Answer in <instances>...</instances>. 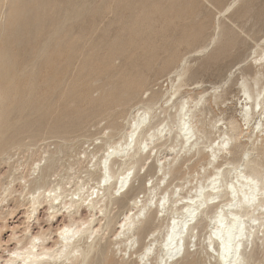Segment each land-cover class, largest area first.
<instances>
[{
    "label": "bare ground",
    "instance_id": "obj_1",
    "mask_svg": "<svg viewBox=\"0 0 264 264\" xmlns=\"http://www.w3.org/2000/svg\"><path fill=\"white\" fill-rule=\"evenodd\" d=\"M161 1H163V0H161ZM1 2H2V0H1ZM34 2H33V4H34ZM95 2H96V0L94 1V4H95ZM98 2H99V0H98ZM116 2H118V1L116 0ZM126 2H128V1H126ZM149 2H150V0H149ZM179 2H180V0H179ZM194 2H196V1H194ZM235 2H237V0H233L230 3V5H228L226 10L231 9V7L233 6V4H235ZM8 3H10V1ZM51 3L53 6V4H54L53 1H51ZM105 3H102V5ZM110 3H112V2H110ZM151 3H152L151 5H155V4H157V1H154ZM197 4H199V3H197ZM47 5L49 8H51L49 6L51 4L47 3ZM47 5H45V6L43 5V6L46 7ZM97 5H98V3H97ZM107 5H109V4H107ZM107 5H105V9H106ZM134 5L136 6V5H140V4L135 3ZM117 6H118V4H117ZM147 6H148V4H147ZM183 6H184V3H183ZM9 7L11 8V6H9ZM125 7H124V9H125ZM127 7H129V6H127ZM140 7L138 6V9H140L139 12L141 11V8L142 9L144 8V7H141V8ZM49 8H47V9H49ZM103 8H104V6H103ZM134 8L136 9V7H134ZM161 8L162 7H160L159 10H156V13L158 11H160ZM52 9H51V11H52L51 16H52V13L54 12ZM124 9H123V11H124ZM135 9H134V12H132V14L135 12H138V9H136L137 11H135ZM104 10H103V12H104ZM110 10H111V8H110ZM121 10H122V8H121ZM181 10H180V12H181ZM33 11L36 12L35 10H33ZM80 11L81 10H79V12ZM84 11H85V9H84ZM106 11L107 10H105L104 13H106ZM66 12H69V11L65 10V13ZM91 12L94 13L93 11H91ZM154 12H155V9H154ZM188 12H190V11H188ZM73 13H74V11H73ZM87 13H88V11H87ZM196 13L198 14L197 11H196ZM47 14L49 15L50 12L49 13L47 12L46 16H48ZM144 14H146V13H144ZM157 14H158L157 18L159 19L160 18L159 15H161L163 17L164 12H162L163 15L161 14V11L158 12ZM166 14H167V12H166ZM35 15H37V17H38L39 14H35ZM68 15H66V16L68 17ZM121 15H122V13H121ZM129 15H130V13H129ZM153 15H155V14H153ZM169 15L167 17H170ZM180 15L182 16V14H180ZM193 15L195 17V13H193L192 16ZM73 16H75V15H73ZM133 16L134 17L137 16L139 18L138 14L136 15V13ZM192 16H190V17H192ZM57 17L58 16L56 14V18ZM83 17H85V15ZM90 17H89V19H90ZM94 17L95 16H93V18ZM102 17L101 18L104 19V16H102ZM144 17H145V15H144ZM184 17H185V15H184ZM56 18H55V20H56ZM108 18H109V16H108ZM122 18H123V16H122ZM153 18H154V16H153ZM89 19H88V23H89ZM91 19H92V17H91ZM119 19H121L120 15H119ZM170 19L172 20L173 18H170ZM185 19H186V17H185ZM192 19H194V18H192ZM109 20H104L105 21L104 23H106V21H109ZM114 20H116V22L118 23L117 19L114 18ZM125 20H128V19H125ZM135 20H136V18H135ZM139 20L137 19V21H139ZM143 20H144V18H143ZM83 21H84V19H83ZM101 21H99V22H101ZM120 21L121 20H119V23H120ZM130 21H132V20H130ZM159 21H160V19H159ZM175 21H176V19H175ZM186 21L187 20L182 21V23L184 24V22H186ZM190 21H191L190 23L194 22V21L192 22V20H190ZM42 22H43V20L41 21V23ZM116 22H113V23H116ZM151 22H153V21H151ZM151 22H150V24H151ZM2 23H3V21H2ZM4 23L6 24V22H4ZM75 23H80L79 25H81L82 22L80 21V22H75ZM119 23H118V25H119ZM121 23H122V21H121ZM121 23L119 26H121ZM129 23H131V22H129ZM196 23H198V22H196ZM86 24H87V22H86ZM122 24H125V23H122ZM146 24H149V23H147V21H146ZM6 25H5V27H6ZM118 25H115V26L117 27ZM126 25H129V24H126ZM61 26H62V24H61ZM63 26H64V24H63ZM72 26L73 25H71V27ZM74 26H75V24H74ZM83 26L86 27V25H84V24H83ZM97 26H99V24ZM146 26H148V25H146ZM159 26H160V24H159ZM177 26H179V25H177ZM187 26H185L184 29L188 28ZM189 26H191V25H189ZM183 27L179 29L180 32L182 31L181 29H183ZM199 27H201V26H199ZM2 28H0V29L2 30ZM68 28H66V29H68ZM89 28L92 29L91 26ZM89 28L87 27L86 29L88 30ZM94 28L96 29L97 27H94ZM94 28L92 29V33H94L93 32ZM111 28H113V27H111ZM121 28H117V29H121ZM124 28H123V30L125 32L126 29H124ZM61 29L59 31V28H57L54 31L49 26V28H47L46 32H44V33H43V31H44L43 29L42 30L39 29V33L35 36L33 41H31L32 39H27V41H25L28 44L29 43L32 45L34 44L35 46H37V44L41 45V48H39V49H41V53H40L41 58L38 62H36V69L35 68L34 69H28V65H32V66H35V65H33L34 59L33 60L30 59V57L28 56L29 53L26 51L23 54L24 56L19 54V55L23 56L22 57L23 60L20 57L21 61H19L17 65L12 66V64H10L9 66H11V67L6 66V68L3 67L1 62H2V60L4 61L6 58H7L6 61H8L9 56H3L5 58L0 56V69L2 68V71H4V68H5L7 73H11V72L20 73L19 74L20 77L17 78L19 81H14V82H18V83H14L13 81L11 82L8 77L3 78V81L1 79L2 82L0 81V116H1L0 119H2V117L5 114L7 115L10 113L9 115H11V112L8 109L9 108L8 106L10 104H12L13 106H16V107L27 108L26 113H25L26 109L25 110L22 109V110H24L23 111L24 114L21 113L23 115H20V116L17 115V116H19V119L21 120V123L19 121L20 125L18 126V124H17L18 127L11 130L10 129L11 124L9 123V121H7V122L5 121L8 125L9 124L10 125L9 126L7 125L9 127V128L7 127V131H6L5 126L3 128V130H5V131H2V128H1V131H2V132H0L1 133V135H0V152L1 153L11 142L17 141V139L19 138V134L21 132H23L25 129H29L31 132L32 127L35 124H37V123L39 125L42 124L41 121H42V118L44 117L45 114H40V116H37L36 114L39 113L40 111H42L41 110L42 105H43L44 101L47 100V98L44 97V95H45L44 93H46L45 91H47L48 88H50L53 92H55V94H57V96L59 94L58 92L62 91V93H63L64 90H65V92H68L69 94L68 93H65L66 95L62 94V95H65V97L62 96L61 100L65 99L67 95H69V97L72 96L73 98L68 97L69 99H66V103H69V105L71 103L75 104L76 102L79 103V105H80V103L83 101V100H80L81 102L80 101L78 102V100L76 101V99L79 98L78 94L76 95L77 98L75 97V99H74L73 93L75 94V93L82 90L79 86H76V84L77 83H78V85L80 84L79 81L77 82V80H79L78 77H80L81 73L84 71V69H85L84 66H83L84 69L79 68L82 70V71L81 70L79 71L78 69L77 70L74 69L73 68L74 66L72 67V65H71L72 69H74V72H75V70L77 71L75 73L76 75L73 74L74 75L73 76L72 74H70L74 78L72 77V79L68 81L69 78L67 79V77H66V79H67L66 81H68V82L65 81L66 84H62V82H63L62 78H64L63 74H64L65 70L67 71V69H68L67 64L69 63V61L70 62L71 61L76 62V61L70 60V59H73V58L75 59V57H74L75 53L72 56V53L74 52V49H72V48L75 47L77 49V47L74 44L75 41H72V39L70 38L71 37V32H70L71 28H70V30H66V31L65 30L61 31ZM115 29H113V30H115ZM133 29H131L132 31L131 30L130 31L134 32ZM154 29H155V27L153 26V30L152 29L151 30L154 31ZM184 29H183L184 32L187 31V29L186 30H184ZM80 30H82V27ZM80 30H79V32H80ZM161 30H163V28H161L160 31ZM105 31H106V29H105ZM130 31H129V34L130 35L133 34V33H130ZM167 31H166V33H167ZM173 31L174 30H172V28H171V32H173ZM177 31H178V28H177ZM188 31H189V28H188ZM72 32L74 33L75 31H72ZM88 32H90V31H88ZM88 32L86 31L85 33H87L88 35L89 34L91 35V32L90 33H88ZM101 32H102V28H101ZM115 32H117V30ZM118 32H120V33H118ZM118 32L117 33L120 36L121 31L118 30ZM155 32L158 33L159 31L156 30V31H154V33ZM154 33L152 32L151 34H154ZM188 33H190V32H188ZM81 34L82 33L80 32V35ZM118 34H116L114 36H117ZM136 34L135 35L133 34V35L138 37V35H136ZM140 34H142V33L140 32ZM181 34H182V32L179 35H181ZM77 35L78 34H76V36ZM88 35H86V36L84 35V36L87 37ZM130 35H127V36H130ZM146 35L149 36L148 34H146ZM167 35L169 37H171V39L174 42H176L175 44H178L177 41H175L176 39L172 38L171 34H170L171 36L169 34H167ZM73 36L75 37V34ZM157 36H159V35L157 34ZM185 36H186V34H185ZM185 36H183V37H185ZM196 36H198V35L196 34ZM199 36H201V35H199ZM93 37L94 36H92V39H93ZM112 37H111V39H112ZM121 37H122V34H121ZM144 37H146V36H144ZM144 37L141 39V36H140L141 41L144 39ZM154 37L156 38V36H154ZM27 38H29V37H27ZM89 38H91V36ZM96 38L98 39V37H96ZM129 38L130 37H128V39ZM132 38H134V37H132ZM164 38H166V37H163V39ZM233 38H234V36H233ZM233 38H232V40H233ZM75 39H76V37H75ZM75 39H73V40H75ZM77 39H78V37H77ZM79 39H83V38L79 37ZM117 39H118V37H117ZM128 39H126V40H128ZM167 39H169V38H167ZM87 40H89L88 37H87ZM129 40H131V42H133V39H129ZM190 40H191V38H190ZM78 41L80 43V40H78ZM90 41H91V39H90ZM102 41H104V40L102 39ZM102 41H101V43H103ZM137 41H139V40L137 39ZM137 41H135V42H137ZM141 41L139 44L142 46V43H144V42L141 43ZM166 41H165V44H167ZM10 42L13 43V41H10ZM92 42H90V43H92ZM124 42L126 43V41H124ZM169 42L170 41H168V43ZM53 43H54V46H53V48H51ZM77 43L78 42H76V44ZM86 43L89 44L88 41L85 42V44ZM101 43H99V44H101ZM104 43H105V41H104ZM111 44H113V43L111 42ZM133 44H134V42H133ZM148 44L149 43H147L146 47H148ZM150 44L153 45L152 42ZM150 44H149V47L151 46V49H150L151 53H149V55L151 54L150 57H152V55H154V53H152V49L154 50L153 52H157V50H155L156 47L153 48L154 45L152 46ZM96 45H98V44H95L94 46H96ZM134 45H137V44H134ZM134 45L132 46V48L134 47ZM143 45H145V44H143ZM91 46H92V44L89 45V47H91ZM141 46L138 45L139 48ZM176 46L177 45H174V47H176ZM32 47H34V46H32ZM49 47H50V50H48L46 52L47 48H49ZM85 47L87 48V46H85ZM85 47H84V49H86ZM97 47L96 48L94 47L95 51H97ZM102 47L104 49V46H102ZM106 47H105L106 53H108V51H109L110 52L109 55H111V52L113 53V51H110V50H113V49L110 48V50H106ZM109 47H111V46L109 45ZM109 47H107V49H109ZM117 48H118V45H117ZM117 48H115V51ZM127 48H129V50H130V47H127ZM11 49H12V46H11ZM124 49H125V47H124ZM135 49L138 50L137 48H135ZM145 49H148V48H145ZM157 49L163 50V46H162V48H157ZM34 50L32 53H34ZM160 50L158 51V53L161 52ZM164 50H168V48L164 49ZM75 51L79 52L78 49ZM80 51H82L81 48H80ZM91 51L94 52L93 50H91ZM142 51H144V50H142ZM21 52H22V50H21ZM92 52H90V53L93 54ZM64 53L69 54L67 56V58L64 57ZM90 53L88 52V54H86V58H87V55H90ZM94 53L96 54V52H94ZM98 53H99V51H98ZM127 53H126V56H127ZM133 53H134V50H133ZM136 53L138 54L139 51L138 52L136 51ZM140 53L142 54V52H140ZM144 53H146V52H144ZM164 53L165 52H163L161 56H164ZM167 53L168 52H166V55H167ZM172 53H168V54H170L168 56H171ZM13 54L14 53H12V57H13ZM15 54H17V53H15ZM101 54H103V58H104L105 54L103 52ZM134 54H132V55H134ZM141 54H139L140 56L138 55L140 58L142 56L146 55V54H144V55L142 54V56H141ZM159 54H161V53H159ZM176 54H178V53H176ZM109 55L106 54V57ZM35 56H34V58H35ZM65 56H66V54H65ZM75 56H76V54H75ZM94 56L95 55H93L92 58ZM113 56L114 55H112V58H113ZM134 56H133V58L131 57L132 60L136 58ZM161 56H157V57H161ZM26 57H27V59H26ZM63 57L65 58V60L67 59L68 63H67V61L64 62L65 60H63ZM97 57L99 59V56H97ZM106 57H105V59H106ZM110 57H107V59L109 60ZM127 57H129V59H131L130 56H127ZM176 57H178V56H176ZM176 57L174 58V61H175ZM13 58H15V57H13ZM89 58L90 59H88V58L87 59L90 62L91 57H89ZM147 58H148V60L150 59L149 56L146 57V59ZM162 58H164V57H161L158 59L160 60ZM169 58H171V57H169ZM169 58H167V56H166L164 58V62H165V59H169ZM76 59L77 60L79 59V55H78V58H76ZM95 59L97 60V58H95ZM101 59L102 58L100 57V61H101ZM153 60H155V59H153ZM172 60H173V57L171 59V62L173 63ZM93 61L95 62L94 58H93ZM93 61H92V63H93ZM121 61H123V59ZM121 61H118L119 63L117 62V64L123 65L124 62H126V60H124L123 64H121ZM128 61L129 60H127V62ZM143 61H144L143 62L144 65L141 67H146V69H143V70L139 69L140 72L137 71L138 73H136V74L133 71L135 75H131L132 71L131 72L129 71V70H131V69H129L130 67L129 68L127 67L129 69V70H127V72L129 71L128 74L131 73V74H129V76H126L124 71H123L124 73H122V71H118V70H117L118 72L115 74H109L110 77L108 78V80L111 83L114 80L113 78H119L118 80H120V78L123 77V80H124V82L122 81L123 84H117L114 80L115 83H113V85H110L111 88H116L115 94L113 92L112 93L114 94L113 97H116V99H118V102L116 101L117 104H120V106H122L123 104L131 103V105L133 104V107H132V110L130 111V114L128 112L129 116L126 118L123 117L124 122H123V124H121L122 126L119 128V130L118 131L115 130L117 132L116 133L117 136H115V134L110 133L113 130L112 131L109 130V131L105 132L102 136H100L99 137L100 139L95 138V140H97L96 142L94 140L95 143H97V142H98V144L102 143L100 146H97L95 148V150H93V148H92L91 151L88 150L90 148L89 147L87 149L89 152L85 151V159L88 161V164L92 163V167H86V172H87L86 176H88L87 179H82L83 178V176H82V178H80L77 182H75V184L73 183L74 184L73 186H75V187L70 188V189H67L62 183H59V182L56 183L54 186H50L49 184H51V179H50V175L48 174V168L50 167V165L47 168V174L45 172H43V166L44 165L43 166L40 165L41 161H39V162H37L31 166L30 175H33L36 173V175L34 177L32 176V178L34 179L33 181H35V183H36V187L33 190L30 189V191L27 192V194H28L27 197H25L26 195L23 196L24 197L23 201L25 203L22 202V205L26 207V211H27L25 213L26 218H27V220H26L27 222L25 223L26 226L24 227V232H23L22 236L14 235V240L16 239L18 245L15 246V248H13V249H7V257L4 259H3V257L2 258L0 257L1 259H3L2 260L3 262L1 264H89L91 262L93 264H113V262L116 263L114 261V257L116 255L121 256L120 259L122 258L121 260L123 261V263H125V259H129L132 255V256H134L133 261H135V258H136L135 264H198L199 261H198V258H196V257H197V254L199 253L200 250L204 252V257H203L204 260L201 259V261H202L201 264H208L207 260H209V263L211 264L212 258L214 259L216 264H260V263L264 264V257L263 258L261 257L262 258L261 259L259 256L260 253L264 254V166H261L257 162V158L259 157V153H257L256 156H254V155H251V153L249 151H244V152H242V155H241V163L234 164L231 162H227V164H231L232 166L231 167L228 166V168H224V169L222 168V164L221 165L214 164L216 161H218V159L221 157V155L224 152L231 153L233 151L232 149L236 148L238 146L237 143L241 139L242 135H240V133L238 131L239 129H237V125H236V122L234 121V119L232 120V118H231V120L228 121V123L230 125L231 132L230 133H228V132L224 133L223 132L224 133L223 137L221 134V136H220L221 140L219 138V143H218V145L216 144L217 146L213 147L212 152H210V150H206L207 146L204 145V139L208 137V133H207L208 131H206L203 127L205 124V120L203 118H200L204 112L203 104L201 106L199 104L200 100L199 101L195 100L192 98V96L190 94L188 95L186 92H184V86L186 84H184V81H182V80H184L182 77L186 73L185 65H182L181 68L177 69L175 72L171 71V73L173 72L174 74H176L177 77L175 78V80L171 81V86H170L171 88L169 90L167 89L168 91H165V92H167L166 93L167 96L164 95L165 93L163 95H160V94H157L155 92H150L148 94V96L146 98H144L141 92L145 91V90H142V88L146 89V86L144 87V85H146V77H148L146 70H148L149 68L151 69L152 63H151V60H149V61L143 60ZM160 61L162 62V60H160ZM160 61H158V63H161ZM168 61H170V59ZM8 62H10V60ZM8 62H4L5 65ZM73 62H71V63H73ZM255 62H256V64L258 63V66L261 65L262 69L261 70L259 69V71H257L255 77L253 78V83H254V85L257 86L256 88H254V86H251L248 83L247 78H243V80L241 82V90L243 91V94L245 95L244 103L242 105L241 115H242V119L247 124L250 123L253 119H256V117H257L258 120H256V122L253 126V131L257 128L259 129V127H262L261 130L264 131V85H263L264 81H263V84L260 85V81L264 77V62L262 61V58L255 59ZM12 63H13V61H12ZM85 63H87V62H85ZM104 63H105V61H104ZM128 63H130V62H128ZM131 63H132V61H131ZM165 63H163V64L161 63L160 65H164ZM34 64H35V62H34ZM87 64L89 65V63H87ZM99 64H102V63L100 62ZM107 64L108 65H106V64H104V65L107 66L108 68H109V66L112 67L114 64V61L111 62V60H109V63L107 62ZM169 64H170V62H169ZM82 65L83 64L81 62L79 67H81ZM90 65H93V64H90ZM118 65H116V66L118 67ZM134 65H135V63H134ZM154 65L157 66L158 64L154 63ZM167 65H168V63H166V66L165 65L164 66L168 67ZM69 66H70V63H69ZM97 67H100V66L97 65L96 69H93V72L95 70H97L98 72H101V73L105 72V70L99 71L97 69ZM136 67H138V65ZM30 68H33V67H30ZM108 68L105 67L104 69H108ZM116 68L114 65L115 70H113V72L116 71ZM120 68H122V67H119V69ZM125 68H126V66H125ZM125 68L123 67V69H125ZM153 68L156 70V68L159 69L160 67L159 68L153 67ZM162 68L164 69V67H161V69ZM72 69H70V70L72 71ZM132 69H134V68H132ZM70 70L68 69V71H70ZM111 70H112V68H111ZM153 72H154V70H153ZM89 73L85 74L86 75L84 77L85 79L87 76L90 75ZM107 73L108 72L106 71V74ZM94 74L95 73H93V75ZM122 74H123V76H122ZM99 75H101V74H99ZM154 75H155V73H154ZM4 76L5 75H3V77ZM82 76H84V75H81V77ZM91 76H92V73H91L90 77ZM95 76H97V74ZM103 76H105V75H103ZM103 76H101V77H103ZM0 77H2V75H0ZM90 77H87V78L89 79ZM97 77H99V79L101 80L100 76H97ZM10 78H11V74H10ZM82 79H83V77H82ZM95 80L97 81V79H95ZM95 80H94V82H95ZM104 80L106 81V78ZM104 80L102 79V81H104ZM84 81L86 82V80H84ZM80 82H81V78H80ZM88 83L90 84V80H89V82H87L88 88H86L84 86V88L88 92H86V90L83 89L85 91L84 92L85 97H87V95H89L91 92L90 91L91 88H89L90 86L88 85ZM92 83H93V81H92ZM92 83H91V85H92ZM98 83H95V84H98ZM83 84H81V86H83ZM85 85H86V83H85ZM99 85L102 86V84H99ZM99 85H97V86H99ZM106 86H108V84ZM76 87H77L78 91L74 90V92H73V89H76ZM95 87H93V88H95ZM33 88L39 89V91L34 95L31 94V92H30L31 90H33ZM79 88H80V90H79ZM45 89H47V90H45ZM83 90H82V93H80V94H83ZM97 90L99 92V89H97ZM75 91H77V92H75ZM103 91H104V88L102 90V93H103ZM107 91L108 90H105V93ZM216 91H217V89H216ZM93 92H94V90H93ZM112 93H110V94L108 93V95H110V97H111ZM51 94H53V93L52 92L49 93V95H51ZM80 94H79V96H80ZM49 95H46V96L48 97ZM205 95H207V94H205ZM92 96H90L91 99H93L95 97L94 96L92 98ZM98 96H99V98L100 97L104 98L105 95L101 96L98 94L97 98H98ZM164 96L166 98H164ZM49 97H48V100L50 101ZM60 97H61V93H60ZM60 97H58V98H60ZM80 97H83V95H81ZM85 97L80 98V99H86ZM110 97L108 96V98H110ZM105 98H107V97H105ZM112 98L110 99V101H112ZM216 98H219V96L216 95ZM216 98H215V100H216ZM52 99H53V97H52ZM94 99H96V97ZM59 101H60V99H59ZM84 101H86V100H84ZM92 101L93 100L89 101V99H87V102H92ZM96 101H95V104H96ZM99 101H101V100L99 99ZM102 101H103V99H102ZM107 101H109V100L107 99ZM87 102H86V104H87ZM61 103H62L61 105H60V103H58V104L60 106H63L64 103L63 102H61ZM77 103H76V105H78ZM82 103H84V102H82ZM104 103H106V100L104 101ZM198 104L201 107H199ZM51 105H55V104H51ZM69 105H68V108L70 109ZM76 105L72 104V109H73V106L75 107L74 111L72 110L69 113H66V111H64L65 113H63V114L62 113L60 114V112L58 111L59 114H57V115L53 114L52 115V116L55 115V117H54L55 122H54V125H52V127H51V130L53 132H62V133L67 132V133H69V131H72V130H77V129L79 130L85 125L86 122H88L87 118H89L92 114L96 115L95 113L96 112L99 113V111H100V110L96 111L97 109L94 108V109H91L90 112H86L83 110L82 107H80L78 105L80 107V109H79ZM100 105H102V103ZM128 105H130V104H128ZM13 106H10V107L12 108ZM66 106L62 107V109L66 108ZM96 106L99 108V105H96ZM102 106L106 110V107L104 106V104ZM86 107H87V105H86ZM51 108H52L51 110L54 111L53 109L55 107H51ZM57 108H58V110H61V109H59V107H56V109ZM68 108H66V109H68ZM109 108H111V106H109ZM56 109H55V111H56ZM52 111H50V112L52 113ZM19 112L20 111L18 110V112H16V113H19ZM55 113H57V112H55ZM101 114H99V115H101ZM34 115L36 117H33ZM11 119H12V117H11ZM16 119H18V117L13 119V120H16ZM9 120H10V117H9ZM17 122H18V120H17ZM199 122H200L201 127L198 126ZM47 123H48V121H47ZM52 123H53V121H52ZM86 124H88V123H86ZM1 125H6V124H1ZM49 125L51 126V124H49ZM211 125L212 126H210V127H216V121L211 122ZM45 126L47 128V124ZM37 129H41V128H37ZM43 130H45V129H43ZM261 130H260V132H261ZM38 134H40V133H38ZM251 138H252V136L249 137V139H251ZM88 142H90V141H88ZM94 142H93V144H94ZM207 142H208V140H207ZM13 146H15V145H13ZM11 147H12V145H11ZM164 147L169 148V152H167V153L165 152L166 154H164L163 150H162ZM208 147H209V145H208ZM7 149H8V147H7ZM6 151H4V152H6ZM167 151H168V149H167ZM206 151L209 152L208 164L209 165L214 164L212 167L213 171H211L210 174L202 176L200 178V181L197 180L198 183L196 182L197 184L194 185L192 189L187 191V193H182L183 189L185 188V184H184V182L180 183V184L179 183L174 184V179H175L174 176L176 174L182 172V167L185 164L184 162L188 160L187 156H189V154L194 152V154L197 155V154H202L203 152H206ZM4 154H6V153H4ZM4 154H0V155H4ZM154 157L157 158L156 175H158L160 177H157L158 180L156 182L152 181L150 186H148L146 184H145V186L143 185L145 188H147V191H148V193L146 195L147 197L144 198L145 195H142L138 192V190H140V187H136L133 189L132 184L140 172L139 168L144 169V167L146 165H148V164L152 165L153 164L152 158H154ZM11 158L12 157L10 155H8L6 157V160L7 159L10 160ZM49 160H50L49 158L48 159L46 158L45 163L47 164L49 162ZM24 168L25 167H22L20 169H24ZM44 168H46V167H44ZM72 168L73 167H71V169ZM17 169H19V168L16 167V170ZM95 173L97 174L96 177L94 176ZM21 179H23V181H25V183L31 182L28 179H26V176L23 174L21 175ZM68 182H69V184L72 183L71 181H68ZM186 182L188 184L191 181L187 180ZM143 186H142V188H144ZM23 188L25 189L26 186L24 185ZM142 188H141V190H142ZM3 189H4V192H6V196H7V194L11 195L14 192L13 187L7 186L6 188L4 187ZM131 191H133L134 194L131 195L132 197H129L130 198L129 208L123 213L121 218H119L118 220L115 221L114 218L111 216L112 205L116 201H118L120 199H124ZM23 192H24V190H23ZM21 195H23V194H21ZM83 206L88 211V214L86 217H84L82 212L80 211V208H82ZM42 207L47 208V210H46L47 215H48L47 222H49V224H51L54 220H56L57 217L60 216L63 212L67 213L68 222L64 223L62 226H60L56 230L55 235H57L58 238L53 245H49L47 243L50 234H48V236H47V233L46 232L44 233L42 231L40 234H32L31 233L33 221L35 219H37L38 210H39V208H42ZM3 208L4 207L2 205H0V210H3ZM160 214L162 215V217L163 216L169 217V220H168L167 224L163 228H161L160 231L158 232L157 229H150V226L154 223V221L159 217ZM0 216H2V215H0ZM114 222H115L116 230L113 232V237H115L114 243H115V245H117V247H115L116 251L114 250L115 254L113 253L114 257H112V256L108 255V252L105 251L104 247H102V245H104V244L101 245V243L104 239L108 240L107 238L110 237L109 235H110L111 230H112L111 227H112V224ZM159 223H161V221H159ZM200 226H201V228H200ZM205 230H206V233L204 234ZM145 232L148 233L145 237L146 243L143 246H141V243L144 241V240L142 241L141 235H144ZM49 233H52L51 229H49ZM191 244H193V247H194L193 249H191ZM106 245H108V244H106ZM140 246H141V248H140ZM133 250H135L134 253H133ZM127 255H128V257H126ZM199 264H200V262H199Z\"/></svg>",
    "mask_w": 264,
    "mask_h": 264
},
{
    "label": "rangeland",
    "instance_id": "obj_2",
    "mask_svg": "<svg viewBox=\"0 0 264 264\" xmlns=\"http://www.w3.org/2000/svg\"><path fill=\"white\" fill-rule=\"evenodd\" d=\"M9 1H10V3H8ZM34 1L35 0H18V1L17 0H2V2H1V0H0V28L3 27L2 30L0 29V31H1L0 32L1 33L0 34V56H2V57L3 56H9L8 61L10 60V62H8V61H6V59H7L6 58L4 61L2 60L1 64L5 68H6V66L11 67V66H9L10 64H12V66L17 65L18 62L21 61L20 57L23 60L22 57L24 56L23 54L26 51L29 53L28 56L30 57V59H32V60L34 59L33 65H35V66L28 65V69H34V68L36 69V62H38L41 58V54H40L41 49H39V48H41V45L37 44V46H35L34 44L33 45L30 43L28 44L25 41H27V39H32L31 41H33L35 36L39 33V29L40 30L43 29L44 30L43 33H44V32H46L47 28H49V26L54 31L57 28H59V31L61 28H62L61 31L62 30H65V31L70 30V28H71V30H70L71 37L70 38L72 39V41H75L74 44L76 45L79 52L75 51V50H77L75 47L72 48V49H74L72 56L74 53L76 54V56L74 54L75 59L73 58L70 60H74L76 62L71 61V62H73V63H71L69 61L70 66H69L67 59L65 60V58H67V56L69 54L64 53L65 58L63 57V60H65L64 62L67 61V63H68L67 68L69 70L72 69V67L74 66L73 67L74 69H76V70L78 69L80 71L81 69H79V68H83V66H84V68H85V69L83 68L84 71L85 70L87 71V72L83 71L81 73V75H84V76H82L83 79H82L81 75H80V77H78L79 80H77V82L79 81L80 84L78 85V83H77L76 86H79L82 90L83 89L86 90L84 88V86L86 88H88L87 82H89V80H90V84L88 83V85L90 86L89 88L92 89L93 87L96 86L92 90L90 89L91 92L89 91L90 94L88 93L89 95H87V97H85V95H84V92H85L84 90H83V94H80V93H82V90L77 92L78 89L76 87V89H73V92H74V90H77V91H75L77 93H75V94L73 93L74 99H75V97L77 98L76 95L78 94L79 98H77L76 101L78 100V102H79L80 100H83L82 102H84V103H82L81 101H80L81 102L80 105H79V103H77V102L76 103L80 107H82L83 110L86 112H90L91 109H94V108L97 109L96 111H98V110H100V111H99V113L96 112L95 113L96 115L92 114L89 118H87L88 122H86V123H88V124L85 123V125L81 129H79V130L77 129L78 131L72 130V131H69V133H67V132H65V133L53 132L51 130V127H52V125H54L55 115L54 116H52V115L53 114H56V115L59 114L58 111L60 112V114L65 113L64 111H66V113H69L72 110L74 111L75 107L73 106V109H72V104L76 105V103L75 104L71 103L70 105H69V103H66V99H69L70 97H72V96L69 97V95H67L65 99L61 100L62 96L65 97V95H66L65 93H68V92H65V90L63 93H62V91L58 92L59 94L57 96V94H55V92H53L50 88H48V90L45 89L47 91L44 90L46 93H44L45 95L44 94L43 95H44V97L47 98V100H45L43 105H42V109H41L42 111H40L39 113L36 114L37 116H40V114H45L44 117L42 118V121H41L42 124L41 125H39L38 123L35 124L32 127L31 132L29 129H25L23 132H21L19 134V138L17 139V141L11 142L7 146L8 149L6 147L2 151V153L0 152V154L6 153L4 155H0V197H1L0 198L1 199L0 205H2L4 207L3 210H0V215H2V216H0V257L1 258L3 257V259H4L7 257V249H13V248H15V246L18 245L16 239L14 240V235L22 236V234L24 232V227L26 226L25 223L27 222L26 221L27 218H26L25 213L27 211H26V207L22 205V202H24L23 196L26 195L25 197H27L28 196L27 192L30 191V189L33 190L36 187V183H35V181H33L34 179L32 178V176L34 177L36 175V173L33 175H30L31 166L34 165L35 163L41 161L40 165H42V166L44 165L43 166V172H45L47 174V168L50 165V167L48 168V174L50 175V179H51V184H49L50 186H54L56 183L59 182V183H62L67 189H70V188L75 187L73 185L80 178H82V176H83L82 179H87L88 176H86L87 175L86 167H92V163L88 164V161L85 159V151L86 152L88 150L91 151L92 148H93V150H95V148L97 146H100L102 143H100V144H98V142L95 143L97 141V140H95V138H99L105 132H107L109 130L110 131L113 130L110 133L115 134V136H117L116 131L119 130V128L122 126L121 124H123V122H124L123 117H125V118L128 117L130 114V111L132 110V107H133V104L131 105V103L123 104L122 106H120V104H117L118 99H116V97H113L115 94L116 88H111L110 85H113V83H115V82L117 84H123L124 80H123V77H121L120 80H118L119 78H113L115 80V82L113 80V82L111 83L108 80V78L110 77L109 74H115L118 71H122V73L125 72L126 76H129V74H131V73H132L131 75H135L136 73L140 72L139 69H141V70L146 69V67H141L144 65L143 60H146V61L151 60V63H152L151 69L149 68L148 70H146L147 76L149 78L146 77V85H144V87L146 86V89L142 88V90H145V91L141 92L144 98H146L150 92H155V93L160 94V95H163L165 93L164 95L167 96L166 95L167 92H165V91H168L171 88L170 87L171 81L175 80V78L177 77L176 74H174L173 72L171 73V71L175 72L177 69L181 68L182 65H185L186 73L182 77L184 79L182 81H184V84H186L184 86V92H186L188 95L190 94L193 99L198 100V101L200 100L199 104L201 106L203 104L204 112L200 118H203L205 120V124L203 127L206 131H208L207 132L208 137L204 139V145L207 146L206 150H210V152H212L213 147L218 145L219 138L221 140V137H220L221 134L223 137L224 136L223 134L225 132H228V133L231 132L230 125H229L228 121L231 120V118H232V120L234 119V121L236 122V125H237V129H239L238 131H239L240 135H242L241 139L237 143L238 146L236 148H233L232 149L233 151L231 153L224 152L221 155V157L218 159V161H216L214 164H217V165L222 164L223 169L228 168V166L231 167L232 165L227 164V162H231L234 164L241 163L242 152L249 151L251 153V155H254V156H256L257 153H259V157L257 158V162L261 166H264V131L261 130L262 127H259V129L257 128L258 130L255 129L253 131V126H254L256 120H258L257 117H256V119H253L250 123H248L249 124L248 125L242 119V115H241L242 105H243L244 99H245V95L243 94V91L241 90V82H242L243 78H247L248 83L251 86H254V88H256L257 86L254 85L253 78L255 77L257 71H259V69L261 70L262 67H261V65H259L261 67L260 68L258 66V63L256 64L255 59L262 58V61L264 62V0H237V2H235V4H233L231 9H229V10H226V8L228 7V5H230V3L233 0H198L199 2L197 0H180L181 3L179 2V0H171V1L170 0H163V1H161V0H150V2H149V0H136V1L135 0H126L128 2H126L125 0H117L118 2H116V0H112V1L111 0L110 1L109 0H99V2H98V0H96L98 5L96 2L94 4L95 0H48V1L47 0H36L35 2ZM51 1H53V3H54L53 6H52ZM154 1H157V4L151 5L152 4L151 2H154ZM194 1H196V2H194ZM33 2H34V4H33ZM110 2H112V3H110ZM47 3L51 4V5H49L51 8L48 7ZM102 3H105V4L102 5ZM135 3H137V4L139 3L140 5L135 6L134 5ZM183 3H184V6H183ZM197 3H199V4H197ZM107 4H109V5H107ZM117 4H118V6H117ZM147 4H148V6H147ZM43 5L44 6L47 5V6L44 7ZM105 5H107L106 9H105ZM9 6H11V8ZM103 6H104V8H103ZM127 6H129V7H127ZM138 6L144 7L143 9L140 7L142 12L141 11L139 12L140 9H138ZM124 7H125V9H124ZM134 7H136V9H138V12H135V13H136V15L138 14L139 18L137 16L136 17L133 16V15H135V13L132 14V12H134V9H135ZM160 7H162L160 10L161 14H162V12H164V15L162 14L163 17L161 15H159L160 16V18H159L160 21H159V19L157 18L158 17L157 13L160 11H158L156 13V10H159ZM47 8H49V9H47ZM110 8H111V10H110ZM121 8H122V10H121ZM51 9L54 11L52 13V16H51V12H52ZM84 9H85V11H84ZM104 9L107 10L106 13L108 15L106 13H104L105 12ZM123 9H124V11H123ZM136 9H135V11H137ZM154 9H155V12H154ZM33 10H35L37 13L34 12ZM65 10L69 11V12L65 13ZM79 10H81V11L79 12ZM103 10H104V12H103ZM180 10H181V12H180ZM44 11L46 13L50 12V14L49 15L47 14L48 16H46V13ZM73 11H74V13H73ZM87 11H88V13H87ZM91 11H93L94 13H92ZM188 11H190V12H188ZM196 11L198 12V14L196 13ZM166 12L168 15L170 14L169 15L170 17H167L168 15L166 14ZM121 13H122V15H121ZM129 13H130V15H129ZM144 13H146V14H144ZM193 13H195V17H194V15L192 16ZM35 14H39L38 17ZM56 14L58 16L57 18H56ZM118 14L120 15L121 19H119ZM153 14H155L156 16ZM180 14H182V16ZM66 15H68V17ZM73 15H75L76 17ZM84 15H85V17H83ZM144 15H145V17H144ZM184 15H185L186 19H185ZM189 15L192 17H190ZM90 16L92 17V19ZM93 16H95V17L93 18ZM102 16H104V19H102L103 18ZM108 16H109V18H108ZM122 16H123V18H122ZM153 16H154V18H153ZM89 17H90V19H89ZM55 18H56V20H55ZM114 18L118 20V23H119V20H121L122 23H125V24H122L120 21L121 26H119L120 23L118 25V23L116 22V20H114ZM135 18H136V20H135ZM143 18H144V20H143ZM170 18H173V19L171 20ZM192 18H194V19H192ZM83 19H84V21H83ZM88 19H89V23H88ZM125 19H128L129 21L125 20ZM137 19L138 20L140 19V20L137 21ZM175 19H176V21H175ZM180 19L182 21H185V20H187V21L184 22V24H183ZM42 20H43V22L41 23ZM98 20L99 21L102 20L103 22L102 21L99 22ZM104 20H109V21H106V23H104L105 22ZM130 20H132L133 22ZM145 20L149 24H146ZM190 20H192V22L193 21L194 22L190 23L191 22ZM2 21H3V23H2ZM80 21L82 22L81 23L82 26L79 25L80 23H75V22H80ZM85 21L87 22V24ZM151 21H153V22H151ZM4 22H6V24L7 23L8 24L6 25ZM113 22H116V23H113ZM129 22H131V23H129ZM150 22H151V24H150ZM196 22H198V23L200 22L201 24L199 23L200 24L199 25ZM61 24H62V26H61ZM63 24H64V26H63ZM74 24H75V26H74ZM83 24L86 25V27L83 26ZM98 24H99V26H97ZM126 24H129L130 26L126 25ZM143 24L144 25L146 24L148 26H146V25L144 26ZM159 24H160V26H159ZM5 25H6V27H5ZM71 25H73V26L71 27ZM115 25H118V26L116 27ZM177 25H179L180 27ZM189 25H191V26H189ZM90 26L92 27V29L94 27H97L96 29L94 28V30H93L94 33H92V29L89 28ZM153 26L155 27V29L157 31H159L158 33L157 32L154 33V31H156L155 29H154V31H152ZM185 26H187L189 28V31H188V28H186L187 31H185V32L183 31ZM199 26H201V27H199ZM76 27L77 28L79 27L80 29L82 27V30H80L79 28L77 29ZM87 27L89 28L88 30L86 29ZM111 27H113V28H111ZM182 27H183V29H181L182 30L181 32H182V34L183 33L184 34L179 35L181 33L179 29ZM66 28H68V29H66ZM101 28H102V32H101ZM117 28H121V29H117ZM123 28L126 29L125 32H124ZM128 28L129 29L134 28L135 30L133 29L134 32H131L132 30L130 29L131 30L130 31ZM161 28H163V30L160 31ZM171 28H172V30H174L173 32H171ZM177 28H178V31H177ZM105 29H106V31H105ZM113 29H115V30H113ZM186 29H184V30H186ZM79 30L82 33L81 35H80ZM116 30H117V32H118V30L121 31L122 37H121V34H120V36L118 34L120 32H118V33L115 32ZM72 31H75V32L73 33ZM86 31L87 32L90 31L91 35L90 34L88 35L87 33H85ZM129 31H130V33H133L134 35L137 33L136 35H138L139 38L134 36L133 34L130 35ZM166 31H167V33H166ZM90 32H88V33H90ZM140 32L142 34H140ZM152 32L154 34H151ZM188 32H190L191 34ZM74 34H75L76 39L73 36ZM76 34H78V35L76 36ZM116 34H118V35L114 36ZM126 34L130 35V36H127ZM146 34H148L149 36H147ZM157 34L160 37L157 36ZM167 34H169V35L171 34L172 38L176 39L175 41H177L178 44H175L176 42H174L171 39V37H169ZM185 34L187 37L185 36ZM196 34L198 36H196ZM84 35L85 36L88 35L87 37L89 40H87V37H85ZM199 35H201V36H199ZM26 36L29 38H27ZM90 36H91V38H89ZM92 36H94L93 39H92ZM140 36H141V39L144 36H146V37H144V39L141 41ZM154 36H156V38ZM162 36L166 37V38L163 39ZM183 36H185L186 38ZM233 36L235 39L233 38ZM77 37H78V39H77ZM79 37L83 38V39H79ZM96 37H98V39ZM111 37H112V39H111ZM117 37H118V39H117ZM128 37H130L129 39H133L134 44H137V45H134L133 42H131V40L128 39ZM132 37H134L135 39ZM167 38H169V39H167ZM190 38H191V40H190ZM232 38H233V40H232ZM73 39H75V40H73ZM90 39H91V41H90ZM102 39L105 41V43H104V41H102ZM126 39H128V40H126ZM137 39L139 41H137ZM78 40H80V43ZM10 41H13V43ZM87 41L89 42V44L88 43L85 44V42H87ZM92 41L93 42L95 41V42L93 43ZM101 41L103 43H101ZM124 41H126V43ZM135 41H137V42H135ZM140 41H141V43L144 42V43H142L143 47L139 44ZM165 41L167 44H165ZM168 41H170L169 42L170 44L168 43ZM76 42H78V43L76 44ZM90 42H92V43H90ZM111 42L113 44H111ZM151 42L153 43L154 46L152 44H150ZM99 43H101V44H99ZM147 43L152 45L153 48L156 47L155 50H157V52H153L154 50L152 49V53H154L155 56L152 55V57H150L151 54L149 55V53H151V51H150L151 46L149 47V44H148V47H146ZM91 44H92V46L89 47V45H91ZM95 44H98V45L94 46ZM116 44L118 45V48H117ZM132 44L134 45V47L136 46L135 48H137V49L139 48L138 45L141 47L138 50H136L134 47L132 48V46H133ZM143 44H145V45H143ZM173 44L177 45V46L174 47ZM109 45L111 47H109ZM11 46H12V49H11ZM32 46H34V47H32ZM53 46H54V43H53L52 47L51 46L50 47L53 48ZM85 46H87V48ZM102 46H104V49ZM106 46L109 47V49H107ZM162 46H163V50L157 49V48H162ZM50 47L47 48L46 52L48 50H50ZM84 47L86 49H84ZM94 47L95 48L97 47V51H95ZM105 47H106V50H110V48L113 49V50H110V51H113V53L111 52V55H109L110 54L109 51H108V53H106ZM124 47H125V49H124ZM127 47H130L131 51ZM80 48L82 49V51H80ZM115 48H117L116 51H115ZM145 48H148L149 50L145 49ZM167 48H168V50H164ZM32 49L33 50L35 49L34 53H32L33 52ZM21 50H22V52H21ZM91 50L96 52V54L94 52H92ZM133 50H134L135 54L133 53ZM142 50H144V51H142ZM159 50L161 51V52H159L161 54L158 53ZM98 51H99V53H98ZM136 51L137 52L139 51V53L137 54ZM88 52L93 53V54L90 53L91 56L87 55L88 59H90L89 57H91V60H90L91 63L86 58V54H88ZM102 52L105 54L104 55L105 57H106V54L109 55L107 57L111 56L109 58V60H111V62L114 61V64L112 67L109 66V68H108L107 66L104 65V64L108 65L107 62L109 63V60L107 59V57H106V59H105V57L103 58V54H101ZM140 52H142L143 55L144 54H146V55L142 56V54ZM144 52H146V53H144ZM163 52H165L164 56H161ZM166 52H168V53L173 52V53L171 54V56H168L170 54L167 53V55H166ZM12 53H14L13 57H15V58L12 57ZM15 53H17V54H15ZM126 53H127V56H130V58L131 57L133 58V56L135 55L134 57H136V58L133 59L134 61L132 60V58L129 59V57L126 56ZM176 53H178V54H176ZM19 54H21L23 56H21ZM65 54H66V56H65ZM132 54H134V55H132ZM139 54H141V56L144 59L142 57L140 58ZM78 55H79V59L77 60L76 58H78ZM93 55H95L93 57L95 62L93 61V58H92ZM112 55H114L113 58H112ZM156 55L164 57V58L166 56H167V58L171 57V58H169L170 61H168L169 59H165V62L168 63V65H167L168 67H165L166 63L164 62V58L160 59V60H162V62H161L158 59L161 57H157ZM34 56H35V58H34ZM97 56H99V59ZM148 56L150 58L149 60H148V58L146 59V57H148ZM176 56H178V57H176ZM100 57L102 58L101 61H100ZM172 57H173V60H172L173 63L171 62ZM175 57H176V59L174 61ZM3 58H5V57H3ZM95 58H97V60ZM26 59H27V57H26ZM122 59H123V61L126 60V62H127V60H129L128 62H130V63L132 61V63L130 64L127 62L128 63L127 64L126 62H124V64H125L124 65L123 61H121ZM153 59H155V60H153ZM12 61H13V63H12ZM92 61H93V63H92ZM104 61H105V63H104ZM118 61H121V64H123V65H118L117 64ZM158 61H160L162 64L165 63L164 64L165 66L160 65L161 63H158ZM4 62H8V63H6V65H5ZM34 62H35V64H34ZM81 62L83 65L81 67H79ZM85 62L89 63V65ZM98 62L99 63L101 62L103 65L99 64ZM169 62L171 65L169 64ZM134 63H135V65H134ZM154 63L155 64L157 63L158 65L157 66L154 65ZM90 64H93L94 66L90 65ZM96 64L100 66V67H97V69L99 71L105 70V72H104L105 74L103 72L102 73L98 72L97 70H95L93 72V69H96V66H97ZM71 65H72V67H71ZM114 65H115V68L117 67L116 65H118V67L116 68V71L113 72V70H115ZM137 65H138V67H136ZM125 66H126V68H125ZM152 66L155 68L156 67H158V68L160 67V68L159 69L156 68V70H157L156 71ZM30 67H33V68H30ZM105 67L108 69H104ZM119 67H122V68L119 69ZM123 67L125 69H123ZM127 67L128 68L130 67L129 69H131V70H129ZM161 67H164V69L163 68L161 69ZM5 68H4V71H2V68L0 69V75H2V77H0V81H1V79L3 81V78H5V77H8L11 82L12 81L13 82L19 81L17 78L20 77V75H19L20 73H17V72L16 73L15 72L7 73ZM111 68H112V70H111ZM132 68H134V69H132ZM68 69H67V71L65 70V72L63 74L64 78H62V81H63L62 84H66L65 81L68 78H69L68 79V81H69L72 79V77L74 75H76L75 74L77 72L76 70L74 72V69H72V71L71 70L68 71ZM152 69L154 70V72ZM127 70H129L130 72L132 71V72L128 74L129 71L127 72ZM106 71L108 72L107 74H106ZM133 71L135 72V74ZM86 73H89L90 75L92 73V76H91L92 78L89 75L87 77H90V78L88 79L86 77V79H85L84 77L86 76L85 75ZM93 73H95V74L93 75ZM154 73H155V75H154ZM10 74H11V78H10ZM70 74H72V75L74 74V75L71 76ZM96 74H97V76H100L101 80L99 79V77L95 76ZM99 74H101V75H99ZM3 75H5V76L3 77ZM103 75H105V76H103ZM101 76H103V77H101ZM122 76H123V74H122ZM66 77H67V79H66ZM80 78H81V82H80ZM105 78H106V81L104 80ZM95 79H97V81ZM102 79L104 81H102ZM84 80H86V82ZM94 80H95V82H94ZM68 81H66V82H68ZM92 81H93V83H92ZM263 81H264V77L261 79L260 85L263 84ZM84 82L86 83V85ZM14 83H18V82H14ZM91 83H92V85H91ZM95 83H98V84H95ZM81 84H83V86H81ZM99 84H102V86ZM107 84H108V86H106ZM97 85H99V86H97ZM80 88H79V90H80ZM103 88H104V91L102 93ZM97 89H99V92L101 94L98 92ZM216 89H217V91H216ZM93 90H94V92H93ZM105 90H108V91L105 93ZM38 91H39V89L33 88V90H31L30 92H31V94L34 95ZM51 92L53 93V94H51L52 96L49 95V93H51ZM86 92H88V91L86 90ZM60 93H61V97H60ZM108 93L109 94L112 93L113 95L111 94V97H110V95H108ZM62 94H65V95H62ZM79 94H80V96L83 95V97H80ZM96 94L97 95L99 94L101 96L105 95V96H104V98L103 97L99 98V96L97 98ZM205 94H207V95H205ZM46 95H49L51 97L50 98L48 96L50 101L48 100V97ZM107 95L110 98H108ZM216 95L219 96V98H216ZM90 96H92V98L95 96L96 99H94L95 97L93 99H91ZM165 96H164V98H166ZM52 97H53V99H52ZM58 97H60V98H58ZM84 97L86 99H80V98H84ZM105 97H107V98H105ZM111 98H112V101H110ZM215 98H216V100H215ZM59 99H60V101H59ZM87 99H89V101L93 100L92 102L94 104L92 102H87ZM99 99L101 101L103 99V101L101 102V101H99ZM107 99L111 103L109 101H107ZM84 100H86V101H84ZM105 100H106V103H104ZM95 101H96V104H95ZM61 102L64 103L63 106H60L62 104ZM86 102H87V104H86ZM58 103H60V105ZM101 103H102V105L104 104V106L106 107V110L103 108L102 105H100ZM51 104H55V105H51ZM67 104L69 105L70 109L68 108ZM85 104L87 105V107ZM128 104H130V105H128ZM78 105H76V106L80 109V107ZM96 105H99V108L101 106L102 107L99 109ZM200 105H199V107H201ZM10 106H13V105L10 104L8 106L9 107L8 109L11 112V115H9L10 113L7 115L5 114L2 117V119H0L1 124H6V125L0 124V132L5 131V130H3L4 126L6 127V131H7V127L10 124H11V126H10L11 130L18 127L21 123L19 116L24 114L23 111L25 109H26L25 113L27 111V108H25V107L21 108V107L13 106L11 108ZM65 106L68 109H66V108L62 109V107H65ZM109 106H111V108H109ZM51 107H55L53 109L54 111H55L56 107H59V109H61V110H58V108H57L55 111L57 113H55L54 111L51 110L52 109ZM22 109H24V110H22ZM18 110L20 111L19 112L20 114L16 113V112H18ZM50 111H52V113ZM128 112H129V114H128ZM21 113H23V114H21ZM99 114H101V115H99ZM17 115H19V116H17ZM9 117H10V120H9ZM11 117H12V119H11ZM17 117H18V119L13 120ZM33 117H36V116L34 115ZM17 120H18V122H17ZM5 121L6 122L9 121L10 124L8 125ZM19 121H20V123H19ZM47 121H48V123H47ZM52 121H53V123H52ZM213 121L214 122L216 121V127H210V126H212L211 122H213ZM17 124H18V126H17ZM46 124H47V128L45 126ZM49 124H51V126ZM198 124H199L198 126L201 127L200 122ZM1 128H2V131H1ZM37 128H41V129H37ZM43 129H45V130H43ZM260 130H261V132H260ZM38 133H40V134H38ZM0 135H1V133H0ZM250 136H252L251 139H249ZM87 140L90 142H88ZM94 140H95V142H94ZM207 140H208V142H207ZM93 142H94V144H93ZM11 145H12V147H11ZM13 145H15V146H13ZM208 145H209V147H208ZM167 149H168V151H167ZM162 150H163L164 154L169 152V148H166V147H164ZM4 151H6V152H4ZM7 154L12 157L10 160H8V159L6 160V157L8 156ZM187 157H188L187 158L188 160L184 162L185 164L182 167V172H180L174 176V178H175L174 184H176V183L180 184L183 182L185 184V188L183 189L182 193H187V191L192 189L193 186L198 183L197 180L200 181V178L202 176L210 174L211 171H213L212 167L214 165V164H210L211 165L210 166L208 164L209 152H207V151L203 152L202 154H197V155H195L194 152H192ZM46 158L50 159L49 162L47 161L48 162L47 164L45 163ZM152 159H153V162H152L153 164L152 165H149V164L146 165L144 167V169L139 168V171H140L139 174L137 175L135 180L133 179L134 182L132 184V188L134 189L136 187H140V190H138V192L142 195H145L144 198L147 197L146 195L148 193L147 188L144 187L145 184L150 186L152 181L156 182L158 180L157 177H160V176L156 175L157 158L154 157ZM16 167H18L19 169L16 170ZM22 167H25V168L20 169ZM44 167H46V168H44ZM71 167H73V168L71 169ZM22 174L25 175L26 179H28L31 182L25 183V181H23V179H21ZM94 176L96 177L97 174L95 173ZM185 180L186 181L190 180L191 182H189L187 184V182ZM68 181H71L72 183L69 184ZM24 185L26 186L25 189L23 188ZM7 186L13 187L14 192H13V194H11V195L7 194V196H6V192H4L3 188L4 187L6 188ZM142 186L144 188H142ZM141 188H142V190H141ZM23 190H24V192H23ZM21 194H23V195H21ZM133 194H134L133 191H131L124 199H120L112 205L111 216L114 218L115 221L118 220L119 218H121L123 213L129 208V206H130L129 205V200H130L129 197H132L131 195H133ZM46 210H47L46 207L39 208L38 214H37V219H35L33 221L31 233L32 234H40L42 231L44 233L46 232L47 236H48V234H50L47 243L49 245H53L58 238L57 235H55L56 230L60 226H62L64 223L68 222V218H67V213L63 212L60 216L57 217L56 220H54L51 224H49V222H47L48 215H47ZM80 211L82 212L84 217L87 216L88 211L84 206L82 208H80ZM160 215L158 217L159 219L157 218L154 221L155 224L153 223L150 226V229H157L159 232L160 229L163 228L167 224L169 217H167V216L162 217V215L161 216ZM159 221H161V223H159ZM200 228H201V226H200ZM49 229L52 230V233H49ZM111 229L112 230H111V233L109 235L110 237L107 238L108 240L104 239L102 241L101 245L104 244V245H102V247H104L105 251L108 252V255L114 257L113 253L115 254L114 250H115V247H117V245H115V243H114L115 237H113V232L116 230L115 222L112 224ZM205 233H206V230L204 231V234ZM147 234L148 233L145 232L144 235H141L142 241L144 240L142 242L143 244L141 243V246H143L146 243L145 237ZM106 244H108V245H106ZM141 246H140V248H141ZM193 248H194L193 244H191V249H193ZM134 252H135V250H133V253ZM263 255H264L263 253H260V255H259L260 258L261 257L263 258L264 257ZM120 257H121L120 255H116L114 257V261L116 263L113 262V264H125L128 260L129 261L126 264H132V263L135 264L136 258H135V261H133L134 256H132V255L129 259H125V263H123V261L121 260L122 258L120 259ZM126 257H128V255ZM203 257H204V252L200 250L199 253L197 254V257H196V258H198V261L200 262V264L202 262L201 259L204 260ZM1 258H0V264L3 262L2 261L3 259H1ZM199 262H198V264H199ZM207 263L210 264L209 260H207ZM212 263L216 264L213 258H212ZM89 264H93V263L91 262ZM260 264H262V263H260Z\"/></svg>",
    "mask_w": 264,
    "mask_h": 264
}]
</instances>
